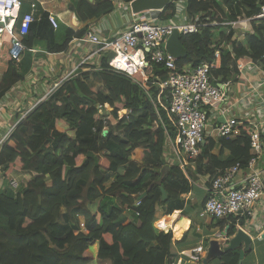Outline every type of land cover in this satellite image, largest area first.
Returning <instances> with one entry per match:
<instances>
[{
    "label": "trees",
    "instance_id": "obj_1",
    "mask_svg": "<svg viewBox=\"0 0 264 264\" xmlns=\"http://www.w3.org/2000/svg\"><path fill=\"white\" fill-rule=\"evenodd\" d=\"M172 1L160 12L161 19L173 17L176 0ZM21 3L22 13L27 3ZM71 3L83 23L114 10L113 0ZM262 4L264 0H224V4L218 0H187L190 16H209L218 24L179 35L186 56L175 60L177 67L212 62L214 52L219 50L220 65L212 69L216 82L237 81L239 57L247 56L264 69V22L252 20L253 31L242 41L233 39L234 33L219 24L237 16H254ZM37 30L34 22L23 36L25 50L19 61L10 55V38H0V99L31 69V49L41 43ZM48 30L54 34L50 23ZM87 32L88 27L73 31L61 26L56 43L46 49L66 51L73 37ZM49 34L41 39L48 42ZM153 68L161 76L166 74L158 65ZM95 79L101 85L99 90L92 86ZM150 92L156 100L158 87L152 86ZM105 104L111 110L100 112ZM120 110L125 111L122 116L118 115ZM168 124L166 111L160 109L157 114L142 87L106 60L99 69H80L53 90L19 122L0 150L4 175L22 172L30 176L16 192L8 186L0 190V264L172 262V233L155 228V210L160 205L168 214L181 206L180 196L189 191L190 185L178 166L163 160V125ZM248 135L242 128L239 137L223 139L218 154L211 152L213 142L203 143L195 161L197 171L213 174L216 168L235 164L245 169L251 160ZM93 137L96 143L91 147L89 139ZM225 149L228 155H223ZM135 202L139 203L137 207ZM122 207L133 213L123 218ZM81 218L85 231L78 230ZM226 219H231L230 226L223 227L229 234L235 229L236 219L219 222ZM242 221L240 218L239 223ZM156 224L165 229L162 221ZM221 258L222 264H237L238 254L228 251Z\"/></svg>",
    "mask_w": 264,
    "mask_h": 264
},
{
    "label": "built area",
    "instance_id": "obj_2",
    "mask_svg": "<svg viewBox=\"0 0 264 264\" xmlns=\"http://www.w3.org/2000/svg\"><path fill=\"white\" fill-rule=\"evenodd\" d=\"M114 9H120L130 15V20L125 28L108 35H101L99 31H91L81 41L89 44L92 51L84 55L76 69L67 72L52 83L36 102L29 107L24 114L12 125L5 129L0 137V150L15 126L32 111L38 104L45 100L56 88L70 79L76 70L84 68L88 60L94 56L112 55L120 59L128 69L120 70L110 63L115 70L124 72L134 83L138 84L152 100L154 108L159 114L160 109L166 111L169 125H163L165 132L164 153L172 157V162L182 169L186 168L201 153V144L206 139L218 140L228 138L235 139L241 135L242 128H246L249 137L251 160L248 161L247 172H243L238 164L227 169H217L213 175L208 176L209 196L205 200L202 217L211 219L235 218L236 227L241 229L240 218L247 221L254 216L255 207L263 203L264 199V113L254 109L255 112H244L240 116L234 114L230 100V81L216 82L212 69L217 68L220 60L219 50L214 52L212 62L200 64L186 69H179L176 58L166 49V43L170 35L175 31L179 35L191 34L206 25H217L216 20L211 21L207 16L204 19L200 15L189 20L160 21L155 11H147L153 17H141V13L131 10L130 2L113 0ZM182 0L174 2L176 10ZM21 5V0H0V37L8 35L11 41L10 55L15 61H19L25 47L22 43L23 36L28 34L31 24L35 21V2L30 4V11L25 12L20 19L17 28L8 23L13 18V11ZM159 12V11H156ZM260 20L264 22V4L254 16L249 18H235L234 20L219 22L230 29L238 27L241 22ZM48 21L57 27L54 15L48 16ZM264 59V56H263ZM113 61V60H112ZM110 61V62H112ZM253 62V61H252ZM241 64L237 59L239 71L246 70L252 64ZM154 65L166 70L163 79L157 74ZM257 70L262 69L258 64ZM98 67H101L100 65ZM97 67V68H98ZM157 86L159 92L156 100L151 95L152 86ZM264 86V81L255 83L253 89L245 97L251 101ZM264 105V96L260 97ZM125 112V111H124ZM163 123V122H162ZM172 164V163H171ZM1 175V169H0ZM13 188H17L16 180L10 182ZM262 228V227H261ZM78 229L85 231L84 222L79 219ZM264 230L259 232L261 237ZM216 238L226 239L224 233L217 232ZM203 252L202 244L189 250L187 261H198ZM183 264V263H177Z\"/></svg>",
    "mask_w": 264,
    "mask_h": 264
},
{
    "label": "crops",
    "instance_id": "obj_3",
    "mask_svg": "<svg viewBox=\"0 0 264 264\" xmlns=\"http://www.w3.org/2000/svg\"><path fill=\"white\" fill-rule=\"evenodd\" d=\"M23 1H26L27 3V6L23 9V12L21 13V5L18 8H15L13 11V18H11L8 23H10L11 25L13 24L14 27L17 28L21 17H23L22 15L25 12L30 11V4L32 2H35L37 7L35 9L34 22H37L38 24L36 35L38 36V39L40 40L39 42L41 43L31 49L33 53L32 66L31 69L28 70V72L25 74L24 79L12 86L6 93H4L3 97L0 99V137L4 134L7 127L16 122L24 114V112L36 102V100H38L42 95L45 94L47 88L52 83H54L55 80L61 78L63 74L76 69L81 58L88 52L92 51V47L89 44L81 41L82 38H85L87 33L94 30L99 31L101 35L112 34L117 31L123 30L130 20V15L127 12L116 8L109 15L103 18L101 17L100 19L92 20L88 23H83L77 19V15H75L71 0H21V2ZM89 1L91 2L93 0ZM171 2L173 1L171 0L170 3ZM162 10H160L159 12H156V10L147 11H155V15L158 16V19L163 22L170 20L181 22V19H186L187 21L190 17L194 18L187 12V0L181 1L180 7H178V10H175L173 17L171 18L165 20L161 19L159 17V14ZM147 11L139 12L141 13V17H153V14ZM50 14L54 15L57 21L58 28H53L54 34H49L50 32L48 30L50 22L48 23L47 20ZM237 17L244 20V17ZM229 20L224 19V21ZM45 21L47 22L46 25ZM61 26L70 28L73 31H79L83 28L88 27V32L81 37H73L69 42L66 51L50 52L46 49V47L48 44L52 45L56 43V35ZM238 27L240 28L230 29L228 27L229 31H232L234 33L233 39H235L236 41L244 40L245 34H250L253 31L251 21L248 23L241 22ZM239 29L242 31H240ZM45 34H49L50 38L48 42H44V40L41 39L45 38ZM228 49L231 50V45H228ZM115 59L116 58H114L110 54H106V56H94L87 61L84 68L79 67L76 72L80 69H99L100 67L98 66H101L102 62L105 60L107 63H109V65H111L110 63H112L113 66L118 68L120 63L114 61ZM250 60L252 62V59L247 56L238 58V62L241 64H248ZM190 65L192 64H184L183 66H181V68L179 67V69H186L190 67ZM219 65L220 62H218L217 68L219 67ZM258 67L259 66L255 65V63L252 62L249 68L243 71H239L240 75L237 76V81L230 82V100L232 102V108L234 109V114L236 116H240L247 111L255 112L254 109L261 110L264 113V105H262L260 101V97L264 96V86L259 91V94L254 96L253 101H251L249 97H245V94L249 91L255 92L253 89L255 83L264 81V69L257 70ZM158 76L160 77V79H163L165 75L161 76L158 74ZM121 113L123 114L125 112L122 111ZM122 114L120 116H122ZM24 118H21L20 121ZM262 137L264 139V135ZM210 141L215 144L211 152H213L214 154H218L221 148L222 140L219 142L218 140L208 138L203 143ZM202 145L203 144H201V146ZM223 155H228L227 149L223 151ZM197 158H195L194 161H191V163L186 168L182 169L178 166L177 163L172 162V157L166 156L163 151L164 162L167 165L178 166L190 185L189 191L183 193L180 196V199L182 200L181 206L173 209V211L168 214L164 213V209L160 205H158L155 210V228L165 232L171 231L172 233V244L170 247V252L172 253V262H167L166 264H222L221 257L226 252L221 253L219 256L208 255L207 249L209 246V242L213 239H216L219 243V247L221 248V250H223V248L228 245L229 239L234 236L235 233L239 230V228L235 225L236 222L233 223L235 229L232 233H227L228 228H226L225 230L223 229L226 224L227 227L230 226L231 219L223 220L222 223H220L219 220L221 219H211L209 217L200 216V213L203 210L204 202L209 196V191L207 189L209 187V182L207 180L208 176L213 175L216 170L220 168H216L213 174L209 172H198L195 164ZM0 169V190L8 186L13 192H16L20 188V185L26 183L23 182L16 189L13 188L10 184L11 180L14 177L21 176L22 172H13L4 175L1 165ZM242 171L243 172H240L239 174L240 176H243V173L247 172V169H244ZM164 199L165 195L163 194L162 200ZM137 204L139 205L138 202ZM159 221H162L165 229L160 228L156 224ZM241 227V230L249 235L250 245L247 246L244 241H242L240 242V245L238 247L236 246L230 250L233 252H237V264H264V234L261 237H258L259 232L264 230V199L263 203H259L255 207L253 218H250L247 221L243 220L241 222ZM217 232L224 233L226 235V239L224 240L214 237L213 235H215ZM200 244H202L203 246V252L199 255V260L194 262L191 260L187 261L186 253ZM240 250L244 251L242 258H240ZM102 264L109 263L104 262Z\"/></svg>",
    "mask_w": 264,
    "mask_h": 264
},
{
    "label": "water",
    "instance_id": "obj_4",
    "mask_svg": "<svg viewBox=\"0 0 264 264\" xmlns=\"http://www.w3.org/2000/svg\"><path fill=\"white\" fill-rule=\"evenodd\" d=\"M171 0H132L130 3L131 10L134 13H139L147 10H156L160 11L165 6L170 3ZM166 49L169 51L176 59L180 57L186 56V50L183 48L179 41V34L177 32H173L168 38L166 43ZM164 194V193H163ZM165 195V194H164ZM244 241V243L249 246L250 245V237L244 231L239 229L234 236L229 239L228 245L221 250L219 247V243L216 239H213L209 242V246L207 249L208 255H220L221 253L230 251L234 247H238L240 242ZM244 251L240 250V258L243 257Z\"/></svg>",
    "mask_w": 264,
    "mask_h": 264
},
{
    "label": "rangeland",
    "instance_id": "obj_5",
    "mask_svg": "<svg viewBox=\"0 0 264 264\" xmlns=\"http://www.w3.org/2000/svg\"><path fill=\"white\" fill-rule=\"evenodd\" d=\"M219 2H221L222 4H224V0H218ZM242 29V28H241ZM240 30V29H239ZM245 30V29H244ZM240 31H242V30H240ZM242 38V37H241ZM94 69V68H93ZM96 80V79H95ZM94 85V86H93ZM92 86L94 87V88H96L97 90H99V89H101V85H99L98 84V80H96L94 83H92ZM111 110V108L107 105V104H105L102 108H100V112H103V110ZM123 110H120V112H119V116L122 114L121 112H122ZM105 133V132H104ZM103 133V134H104ZM95 143H96V141H95V137H93V138H91V139H89V144L91 145V147H93V146H95ZM22 175H27V174H22L21 173V176H18V177H14L13 179L14 180H16V183H17V186H19L20 184H22L23 182L25 183V182H27V180L30 178V176L29 175H27V176H22ZM138 206V204H137V202H135V205H134V207H137ZM122 209H123V211L124 212H122V216H123V218H127V217H129L130 216V214L131 213H133V211H131L130 209L128 210L127 208L125 209L124 207H122ZM134 209V208H133ZM81 220L84 222V220L81 218ZM78 230H80V229H78Z\"/></svg>",
    "mask_w": 264,
    "mask_h": 264
},
{
    "label": "bare ground",
    "instance_id": "obj_6",
    "mask_svg": "<svg viewBox=\"0 0 264 264\" xmlns=\"http://www.w3.org/2000/svg\"><path fill=\"white\" fill-rule=\"evenodd\" d=\"M114 61H117L119 64L118 68L120 69H128L120 59L116 58Z\"/></svg>",
    "mask_w": 264,
    "mask_h": 264
}]
</instances>
